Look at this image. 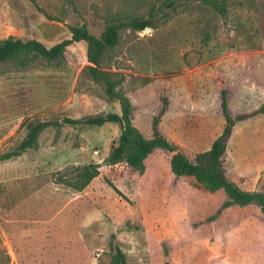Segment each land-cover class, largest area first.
I'll use <instances>...</instances> for the list:
<instances>
[{
  "label": "rangeland",
  "instance_id": "obj_1",
  "mask_svg": "<svg viewBox=\"0 0 264 264\" xmlns=\"http://www.w3.org/2000/svg\"><path fill=\"white\" fill-rule=\"evenodd\" d=\"M224 7L221 14L197 0H0V42L13 36L50 48L71 38L70 26L99 35L111 18L151 17L152 28L121 32L104 69L125 75L146 138L166 98L158 130L193 158L223 131L222 90L233 116L264 103V0ZM87 65L86 44L77 42L58 64L0 67V155L15 150L31 122L120 113ZM119 134L115 123L48 127L37 146L0 161V264H113L114 246L128 264H264L257 206L223 208L222 190L175 177L164 150L147 157L143 173L110 164ZM222 162L241 189L264 192V114L234 126ZM88 164L99 175L82 192L60 181Z\"/></svg>",
  "mask_w": 264,
  "mask_h": 264
},
{
  "label": "trees",
  "instance_id": "obj_2",
  "mask_svg": "<svg viewBox=\"0 0 264 264\" xmlns=\"http://www.w3.org/2000/svg\"><path fill=\"white\" fill-rule=\"evenodd\" d=\"M34 3V0H28ZM214 11L223 13L228 0H197ZM169 7L172 3H168ZM152 18L131 17L126 21L111 18L99 35L92 34L86 25L70 26L71 38L47 48L43 43L30 39L22 40L9 36L0 42V67L12 65L19 69H27L38 60L48 63H60L64 59L67 48L77 42L86 44L88 65L85 73L92 82L100 84L109 101H117L120 113L90 115L82 118H64L56 121H38L27 125L25 138L16 146L14 151L0 155V161L19 157L26 150L37 146L39 135L48 127L61 128L64 125L102 127L106 123H115L120 127L117 143L111 148L107 161L110 164L124 162L134 171L143 173L145 160L155 150L171 153L169 161L170 172L177 178H192L197 185L209 193L222 190L225 193L223 208L229 206H257L264 216V192H250L241 189L225 174L223 157L227 150V141L234 126L242 121L264 114V103L256 110L233 116L229 109L226 91H221V108L225 119L222 133L211 143L210 147L189 158L184 152L158 130L162 116L167 110L168 100L162 98L158 114L152 119V137L146 138L134 124L136 107L124 88L127 81L124 74L112 73L104 69L106 56L120 42L121 32L131 29L140 32L152 28ZM148 81V80H147ZM148 82H141L144 86ZM99 166L88 164L77 169L73 178H61V182L76 192H82L90 182L99 175ZM68 179V180H67ZM113 264H128L122 250L114 246ZM163 264H170L165 262Z\"/></svg>",
  "mask_w": 264,
  "mask_h": 264
},
{
  "label": "built area",
  "instance_id": "obj_3",
  "mask_svg": "<svg viewBox=\"0 0 264 264\" xmlns=\"http://www.w3.org/2000/svg\"><path fill=\"white\" fill-rule=\"evenodd\" d=\"M94 155H98V151L97 150L94 151Z\"/></svg>",
  "mask_w": 264,
  "mask_h": 264
}]
</instances>
